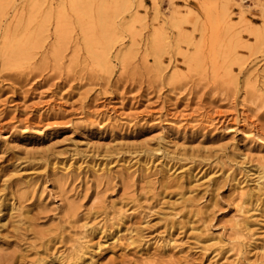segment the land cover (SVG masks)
<instances>
[{
	"label": "rangeland",
	"instance_id": "obj_1",
	"mask_svg": "<svg viewBox=\"0 0 264 264\" xmlns=\"http://www.w3.org/2000/svg\"><path fill=\"white\" fill-rule=\"evenodd\" d=\"M0 264H264V0H0Z\"/></svg>",
	"mask_w": 264,
	"mask_h": 264
},
{
	"label": "bare ground",
	"instance_id": "obj_2",
	"mask_svg": "<svg viewBox=\"0 0 264 264\" xmlns=\"http://www.w3.org/2000/svg\"><path fill=\"white\" fill-rule=\"evenodd\" d=\"M258 185H260V182L258 183ZM234 223H235L236 226H239V221H238V219H236Z\"/></svg>",
	"mask_w": 264,
	"mask_h": 264
}]
</instances>
